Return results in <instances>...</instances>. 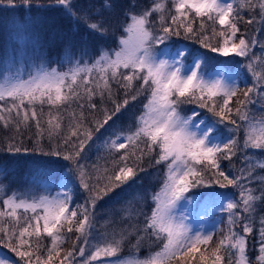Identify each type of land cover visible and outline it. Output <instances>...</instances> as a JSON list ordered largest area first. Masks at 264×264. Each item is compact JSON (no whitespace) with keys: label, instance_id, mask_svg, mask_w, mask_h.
Returning <instances> with one entry per match:
<instances>
[{"label":"snow or ice","instance_id":"obj_1","mask_svg":"<svg viewBox=\"0 0 264 264\" xmlns=\"http://www.w3.org/2000/svg\"><path fill=\"white\" fill-rule=\"evenodd\" d=\"M34 2L0 0V32L6 37L0 48V125L20 133L34 124L42 135L46 124L50 139L60 137L51 150H41L57 159L31 177L35 184L41 177L59 180L60 190L53 194L44 183L39 195L31 189L9 194L13 172L0 164V181H8L0 183V246L23 264H53L57 258L59 264H193L197 257V264H264V0H151L144 7L53 0L73 30L87 34L80 41L63 39L58 67L47 55L52 40L25 16V10L43 7ZM242 21L259 28L248 36ZM172 37L221 57L243 58V72L239 61L210 66L203 52L171 48ZM141 97L134 124L113 128L122 110ZM186 104L211 119L195 109L185 114ZM104 133L111 165L89 170L82 163L85 146ZM6 151L20 153L21 147L9 143ZM145 157L164 166L163 181L150 194V211L148 195L131 190ZM221 161H228L227 170ZM77 186L88 195L73 206ZM195 189L208 191L197 200ZM105 197L120 205L113 210L119 220L110 212L106 226H115L95 234V209ZM197 208V215L220 214L211 230L188 220ZM73 231L76 241L65 252L61 246ZM45 237L50 244L42 243ZM133 237L134 251L124 256L122 248ZM145 244L148 254L140 256ZM0 264L18 262L0 252Z\"/></svg>","mask_w":264,"mask_h":264},{"label":"trees","instance_id":"obj_2","mask_svg":"<svg viewBox=\"0 0 264 264\" xmlns=\"http://www.w3.org/2000/svg\"><path fill=\"white\" fill-rule=\"evenodd\" d=\"M128 2L136 3L138 7H144L147 3H150L151 0H116V3L118 5H123ZM17 3H19V0H17ZM36 5H43V7L38 8L37 11L32 13H29L27 10H25V16L28 20L31 21L37 32H39L45 38L52 40V44L48 49L47 55L49 59L52 61L51 66L58 67L59 65L56 63V61L63 54V48H64L63 39L71 36L74 40L80 41L81 39H87V34L83 31L82 28L76 29L74 31L72 22L67 17L62 15L61 12L58 11L55 6H53V0H35L34 7ZM243 15L246 20L249 16V13L245 10ZM17 19H19V17H17ZM239 26L242 32L245 31L247 32L248 36H252L259 28L258 24L248 25L243 21L240 23ZM259 39L261 41H264V33L259 34ZM5 44H6V37L2 32H0V48H2ZM169 47L171 48L186 47L192 49L193 51L203 52L210 58V66L216 64L220 60H225V59L232 60L233 62L239 61L241 67L246 63V61L243 60V58H239V57L225 58L219 56L218 54L208 52L205 49H201L198 44H194L191 41H185L182 38L172 37L171 41L169 42ZM254 51L256 52L257 55H260V49L258 46ZM65 67H67V65H65ZM248 82H250V77L248 78ZM122 98L123 97L121 96V99ZM93 99L98 105L101 104L99 96H96ZM142 101H143V97L139 98V100L136 102H131V105L129 106L127 111L122 110L123 115H121L119 120H116V123L113 126V128L123 127L126 129L129 125L134 124L135 116L139 115V109L142 107ZM85 103H87L86 100ZM103 106L108 107L109 109H111L112 107L111 103L107 100H105ZM182 107L185 110V114H190V111L192 109H195L197 112L202 113L201 117L203 118L207 117L211 119V115L209 113H207L204 109L198 108L195 104H186L183 105ZM73 108H75V105H73ZM259 109H260L259 104H257L253 108V111L257 117L261 115ZM45 111H47V108L45 109ZM85 111L87 112L88 110L86 109ZM44 119L46 120L47 116H45ZM44 128L45 131L42 133V135H37V129L34 124L31 128H25L20 133H16L15 129L13 128L5 129L2 125H0V164H5V163L8 164L13 172V175L9 177L10 181H14L12 183V188L8 190L9 194L12 189H18L20 191L31 189V191L34 194L39 195L41 194V190L43 188L44 183H47L51 187V191L53 194L59 189L56 186L60 184L59 180L52 181L41 177L40 178L41 183L39 184H35L31 180V177L35 174L36 170L40 166H42L44 162L48 160L57 159L55 157L44 156L41 152V150H43V152H47L51 150L53 147H55L56 142L60 140L59 136H53L50 139L46 131L47 129L46 124L44 125ZM67 130H68V122L67 120H65L64 134H67ZM111 130L112 129H110V131ZM226 132L227 131L225 130V134ZM107 135L108 133H104L100 139H96V137L94 136L93 141L89 142L91 146L90 147L88 145L85 146L87 159L82 161V163L87 164L89 170H92L93 165L99 166L101 170L106 164L111 165V159L109 157V154L106 151L100 152L97 150V147L99 145H102L104 139L107 138ZM13 136H15L14 141L11 140ZM9 143H15L17 146H20L21 152L10 153L6 151ZM24 149H28V151L25 152ZM60 163H64V162L60 161ZM221 165L222 168L225 170L229 168L228 161H221ZM141 167H143L144 171L138 172V175L135 178L134 183L132 184L131 190L133 194L138 192V193H142V195L144 194L148 195L147 202L149 207L147 210L150 211V206H151L150 194L154 190H157L160 184L162 183L164 177V166L155 165L154 160H150L148 157H145ZM237 167H239L238 163H237ZM64 171L67 172V169H64ZM0 183L7 184L8 181H0ZM128 190L129 189L127 188L125 189V191ZM216 190L225 193H234L236 191L235 189H218V188ZM206 191H208V189L193 190L195 195H199L200 197H201L200 194ZM87 195L88 194L84 192L83 189H80L77 186V188L73 190V197H74L73 206H75V204H83L85 202ZM119 207H120L119 204H114L112 201L108 200L107 197H105L102 201L98 202V206L95 209V216H96L95 232L103 233L105 231H111V228L114 227L115 225L107 224L106 226V222L110 221V212L113 213V215L115 216L118 222L119 215L116 214L113 210L118 209ZM260 207L264 208V205H261ZM217 216H220V214H217ZM217 227L219 229V227L221 226L218 225ZM74 241H76V233L73 231L72 233L67 234L66 242L61 247L66 252L68 249L72 247ZM42 243L45 245L50 244V240L47 237H45L42 240ZM134 243H135L134 237L129 242L125 243V245L122 248V254L124 256H127L130 252L133 251L131 245ZM0 251L12 257V259L16 260L18 264H23V262L19 261V258L16 257L15 254L9 251L7 248L0 246ZM139 253L148 254V248L146 244L140 250ZM248 253L249 256L254 259L255 251L251 242L249 244ZM197 261H198V257L196 261H193V264H197ZM53 264H59V258L54 260Z\"/></svg>","mask_w":264,"mask_h":264},{"label":"rangeland","instance_id":"obj_3","mask_svg":"<svg viewBox=\"0 0 264 264\" xmlns=\"http://www.w3.org/2000/svg\"><path fill=\"white\" fill-rule=\"evenodd\" d=\"M242 71H243V66L241 67ZM203 119V117H201ZM228 133L226 132L225 135H227ZM97 150L100 151V152H104L106 151L104 148H103V143L102 145H99L97 147ZM60 189H58L57 191H59ZM56 191V192H57ZM138 193V192H136ZM136 193H134L133 195L135 196ZM55 194V193H54ZM142 195V193H140ZM196 198L197 200H200L201 197L199 195H196ZM138 203V201H137ZM190 207V206H189ZM183 211V209H182ZM199 208L196 209V212H192L189 216H188V220L193 224L194 227H197V228H203V229H206V230H211L212 229V226H213V223L219 218V216H217V214L219 213H216V214H213L211 212H209L207 215H197V213L199 212ZM217 216V217H216ZM95 234H100V233H97L95 232ZM94 242V241H93ZM80 243L82 244L83 241L81 240ZM134 251V250H133ZM140 256H145L147 254H140Z\"/></svg>","mask_w":264,"mask_h":264}]
</instances>
